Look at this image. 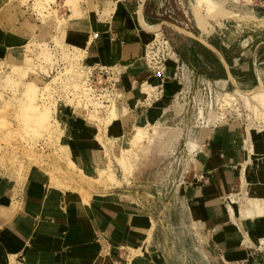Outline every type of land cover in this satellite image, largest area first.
Instances as JSON below:
<instances>
[{
  "label": "crops",
  "instance_id": "crops-1",
  "mask_svg": "<svg viewBox=\"0 0 264 264\" xmlns=\"http://www.w3.org/2000/svg\"><path fill=\"white\" fill-rule=\"evenodd\" d=\"M78 3L81 15H74L67 0H0V81L20 68L15 64L25 63L23 48L41 40L56 43L65 52L84 53L90 64L114 66L122 92L116 107L120 119L101 134L102 141L105 136L110 141L125 136V143H130L129 131L135 126L162 128L156 134L149 132L152 143L142 150L147 154L174 141L169 156L180 152L182 159L185 155V166L180 173L177 169L172 173L169 193L175 197L166 201L157 196L162 190L159 173L152 185L142 178L128 179L125 188H84L88 193L84 199L77 190L51 185L47 173L38 167L30 166L19 177L0 171V264H253L264 244L255 241L262 235L256 215L264 186L259 181L246 182L242 169L246 166L248 175L250 162L264 155V131L242 129L230 118H219L195 134L184 123L181 128L177 122L172 123L176 127L163 125L172 121L171 109L182 107L179 95L203 83L204 77L212 75L213 81L250 88L262 82L263 70L256 65L264 59L255 49L264 39L258 40L256 29H250L255 33L236 40L238 55L233 40H199L188 25L180 27L173 17L155 22L156 11L153 15L148 11L146 0ZM259 11L262 16L254 15L264 19V9ZM239 25V34L248 26L264 30ZM155 28L168 41L171 54L154 74L144 50ZM249 50L252 58L247 57ZM8 64H13L11 69ZM34 70H20L25 72L20 82L32 79L37 67ZM143 82L154 86L149 99ZM15 88L5 89L6 93ZM76 114L64 105L58 109L61 145L78 170L93 173L96 157H103V143L97 139L98 129ZM163 127L179 133L168 138ZM150 186L152 199L146 192ZM246 238L257 246L255 251Z\"/></svg>",
  "mask_w": 264,
  "mask_h": 264
},
{
  "label": "rangeland",
  "instance_id": "rangeland-1",
  "mask_svg": "<svg viewBox=\"0 0 264 264\" xmlns=\"http://www.w3.org/2000/svg\"><path fill=\"white\" fill-rule=\"evenodd\" d=\"M67 1L72 5L74 15H81L78 0ZM146 7L148 11H152V15L153 11H156L155 22L161 19L170 20L173 17L177 20L176 24L180 27L184 28L185 24L188 25V29L196 34L194 37L199 40L212 37L215 41H218V39H230L233 40L234 44H237L236 40L238 38L242 40L255 33L250 29H256L259 36L258 40L264 39L262 34L264 30H259V28L252 26L244 27L240 34L238 32L241 27L239 24L241 23L264 27V19L256 17L262 16L261 11L258 12V9H264V0H146ZM182 15H184V18L181 17ZM148 20L150 19L148 18ZM162 26L170 32L167 25L163 24ZM177 30L190 35L185 30ZM154 31L161 34L159 28H155ZM238 34L240 35L239 37ZM179 36L185 37L180 33ZM35 43L32 44L37 47L36 50H30V44L23 48L24 56L26 57L24 58L25 63L15 64L20 65V70L25 69L26 71L31 70V68L35 71L36 69L34 70V68L37 67L38 71L37 73L34 72V77L32 79L28 78L27 80L29 81L22 84L20 79L25 77V72L20 74V70L14 68L12 74L9 73L10 75H7L4 79L7 85L0 81V171L5 170L9 175L19 177L23 176L30 166L38 167L47 173L51 185L62 189L77 190L84 199L88 197V193L85 190L90 191L100 187L105 189L110 188L112 185L125 188V183L128 182V179L138 182L143 178L149 185H152L151 182L155 179V173H159V187L162 190L159 191L160 194H157V196L159 195L163 201L170 197L174 198L175 195L169 193L171 186L168 181L171 178H175L174 176L171 177V175L175 173L176 169L177 173H180L181 169L184 168L185 162L183 158H185V155L182 159H180V152L169 156V152L172 150L171 145H175L174 141H169L165 146L152 150L147 154L143 151L148 150L149 145L152 143L149 141V132L156 134L162 128L152 127L150 129L149 126H142L146 129V135L141 136L142 138L137 140L132 135L134 129L130 130L129 132L131 133H129L128 137L130 143H125V136L118 141L107 140L105 136V141H102L101 134H105L107 127L113 121L120 119L117 110L112 109L114 105L118 106V99L122 96L118 84L116 85L118 98L113 102L114 105L110 106L109 109L105 108L102 114H97L98 111H95L96 113L90 112L89 116L86 117L80 113V109L77 112L87 118L85 122L98 129L97 139L103 143L101 146L103 151L101 155L103 157L102 159L100 156L96 157L97 169L95 172L84 174L77 169L72 160L66 156L65 148L61 145L63 144L61 140L62 130L56 120L58 109L63 104L60 102L55 106V102L51 99H48L47 102L41 99V91H45L44 88H48V83L53 77L54 70L52 68L53 62L46 48L47 43L42 40ZM55 45L59 49L61 48L56 43ZM263 45L261 44L255 49V53L257 51L258 54L262 55L260 57L261 61L264 59ZM235 48L237 54L240 55V46L237 44ZM245 48L250 49L251 47L247 45ZM61 51L72 62L70 63L71 66L74 65L75 62L73 61L75 59L85 56L84 53L65 52L62 48ZM249 52L251 53V51H247V57L252 58ZM7 66L11 69L13 64H8ZM256 68H262L263 70L260 77L263 83L259 82L251 88L249 86L239 87L235 84L230 86L223 80L213 81L212 75L210 79L204 77L203 83H198L179 95L178 101L182 103V107L178 108V110L171 109L170 116L171 118L173 117L172 121H167L163 126L172 125L176 127L172 123L177 122V126L181 128V123H184L187 125L186 129L195 134L204 125L213 123L219 118H230L238 121L242 129L246 126L251 129V132L253 129H259L263 132L264 62L257 64ZM215 73L217 72L215 71ZM16 74L17 79L15 78ZM78 79L79 75L74 77L72 87H78ZM142 86L145 97L149 99L154 86L147 82H143ZM12 87H16L15 91H13L14 88ZM260 87L263 90L262 102L258 101L256 103L249 98L241 96L243 95L241 93H249L251 90ZM5 89L13 90L10 94H7ZM91 101L90 104L93 103V106L98 105ZM77 104L79 106V103ZM64 106L69 107L76 114V111L69 104ZM163 130L165 131L164 134H169L168 138H170V133L176 135L179 133V130L174 132L172 128L168 130L163 127ZM184 139L185 136L182 135L177 142L179 151ZM250 166L246 182L260 180L264 183V155L253 159L250 162ZM245 184L249 185V183ZM84 188L86 189L84 190ZM146 192L150 194L147 195L148 198L152 199L155 197L152 186L147 188ZM151 207H153V204ZM167 211H169V208ZM245 241L247 245H250V249L255 251L257 246H253L251 239L246 238ZM255 241H258L261 245L259 240ZM262 247L257 251L259 254L254 256L256 258H254L253 264H264V244Z\"/></svg>",
  "mask_w": 264,
  "mask_h": 264
},
{
  "label": "built area",
  "instance_id": "built-area-1",
  "mask_svg": "<svg viewBox=\"0 0 264 264\" xmlns=\"http://www.w3.org/2000/svg\"><path fill=\"white\" fill-rule=\"evenodd\" d=\"M162 38L164 39V37ZM165 41L166 43H163L153 39L145 48L146 59L152 65L156 64L154 69L157 72L163 68L164 61L171 54L168 41L166 39ZM46 48L53 62L54 73L48 83V88L41 91L42 100L47 102L48 99H51L55 102V106L60 102L63 105L69 104L76 112H79L80 109V113L87 117L90 112L96 113L95 111H98L97 114H102L105 107L117 98L116 85L119 82L117 69L109 65L90 64L85 56L75 59L74 65L71 66L70 63L72 62L67 59V55L63 54L61 48L59 49L55 43H47ZM34 49L36 50L37 47L30 46V50ZM78 75V87L74 88L72 82L74 77ZM91 100L94 103L97 102L98 105L90 104Z\"/></svg>",
  "mask_w": 264,
  "mask_h": 264
},
{
  "label": "bare ground",
  "instance_id": "bare-ground-1",
  "mask_svg": "<svg viewBox=\"0 0 264 264\" xmlns=\"http://www.w3.org/2000/svg\"><path fill=\"white\" fill-rule=\"evenodd\" d=\"M246 12V11H245ZM249 12V11H248ZM247 12V13H248ZM153 39H155L156 41L158 40V41H160V42H163V43H166V41H165V39H163L162 37H161V34H160V32H155L154 34H153V36H152V38L146 43V45L145 46H147L148 44H149V42L151 41V40H153ZM145 53H146V49L144 50V56H145ZM145 59H146V56H145ZM167 60V59H166ZM166 60L164 61V62H166ZM146 61H147V64H148V67H149V70L151 69L152 71H153V69H154V66L156 65H152L151 63H149L148 62V60L146 59ZM99 65H101V64H99ZM101 66H105V65H101ZM111 67H113V66H111ZM114 68V67H113ZM151 70H150V72H151ZM154 71H155V69H154ZM156 72V71H155ZM157 73V72H156ZM240 92V91H239ZM262 93H263V90H262V88L260 87V88H256V89H254V90H251L249 93H241V94H243V95H241V96H244L245 98H249V99H251L252 101H254V102H262L261 101V99H262ZM118 98V97H117ZM117 98H115V100L117 99ZM115 100H113V101H111L110 103H109V105L108 106H106L105 108H108L109 109V107L110 106H112V105H114L113 104V102L115 101ZM92 102V101H91ZM95 103H97V102H95ZM93 104V103H92ZM98 104V103H97ZM102 107H104V106H102ZM249 107V106H248ZM118 108V107H117ZM250 108H251V106H250ZM28 109H29V107H28ZM112 109H114V110H116V105H114V107L112 108ZM253 110H254V108H253ZM47 114V113H46ZM25 115V114H24ZM121 116H123V115H121ZM26 117V116H25ZM248 128V127H247ZM249 131V130H248ZM132 135H133V137H134V139L135 140H137V139H139V138H142L141 136H144V135H146V129L144 128V127H142V126H135V128H134V130H133V132H132ZM70 161V160H69ZM70 164L72 165V163L70 162ZM72 167H74V166H72ZM247 167L246 166H244L243 167V169H242V172H243V176L242 177H244V180L245 181H247ZM241 177V178H242ZM240 178V179H241ZM259 182H261V186H264V183L262 182V181H260L259 180ZM244 184H245V182H244ZM250 184V183H249ZM245 191V190H244ZM259 192L261 193L262 191L261 190H259ZM244 194V193H243ZM242 198V197H241ZM254 198V197H253ZM246 199V198H245ZM254 201L252 200V203H253ZM259 202V201H258ZM260 202H261V205L260 206H258V214L256 215V218H258V220H259V222H258V225H259V227L261 228V230H262V237L261 236H259V237H257V238H255L256 240H259V241H262V240H264V196H262L261 198H260ZM244 204V203H243ZM241 205V204H240ZM243 211L245 212V210H244V205H243ZM262 242H264V241H262Z\"/></svg>",
  "mask_w": 264,
  "mask_h": 264
}]
</instances>
